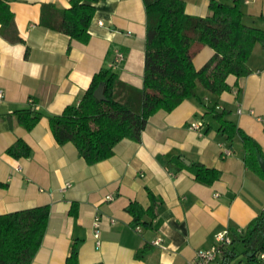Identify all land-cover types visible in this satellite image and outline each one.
<instances>
[{"label": "crops", "instance_id": "1", "mask_svg": "<svg viewBox=\"0 0 264 264\" xmlns=\"http://www.w3.org/2000/svg\"><path fill=\"white\" fill-rule=\"evenodd\" d=\"M5 1L12 25H0V215L49 208L45 234L31 264H65L73 247L78 264H190L196 251L214 245L218 233L239 237L264 212V181L245 167L239 137L227 142L208 114L212 107L227 111L226 119L250 137L264 157V124L257 121L264 117V47L255 46L247 77L228 78L230 92L213 97L203 91L202 102L188 99L170 113L157 112L139 143L123 140L111 158L90 166L72 144L56 143L47 117L77 106L102 69L142 89V0L97 4L87 44L40 25L43 6L67 9L70 0ZM181 1L189 16L210 15V0ZM241 10L245 25L264 31V0H241ZM116 53L124 55L118 66L113 65ZM212 54L210 48H202L194 57L195 68ZM30 107L44 117L27 131L14 113ZM195 123L203 124L199 132L189 130ZM17 140L30 148L27 158L7 155ZM225 150L231 154L224 155ZM194 163L216 170L219 179L210 186L196 182L189 168ZM66 183L71 187L61 192ZM149 192L158 201L156 217L151 226L136 231L126 208L130 203L149 208ZM107 196L113 200L105 201ZM74 204L76 216L70 213ZM96 216L101 219L99 246L92 233ZM156 241L159 246L153 245ZM142 249L146 252L138 258ZM229 249L239 255L229 264H259L246 261L238 243ZM212 264L226 263L217 259Z\"/></svg>", "mask_w": 264, "mask_h": 264}, {"label": "trees", "instance_id": "2", "mask_svg": "<svg viewBox=\"0 0 264 264\" xmlns=\"http://www.w3.org/2000/svg\"><path fill=\"white\" fill-rule=\"evenodd\" d=\"M103 1L70 0L69 8L61 10L51 5L43 6L40 25L87 44L96 5ZM142 2L146 14L142 89L119 81L111 69H102L94 75L77 106H68L60 115L47 117L56 143L60 146L72 144L78 156L90 166L111 158L115 146L123 140L139 143L149 119L157 112L170 113L188 99L202 102L198 87L213 97L230 92L228 78L247 77L251 73L248 60L255 46L264 47V31L242 22L241 0H232L231 4L210 0V15L203 18L187 15L181 0ZM0 25L4 28L12 25V13L5 0H0ZM205 47L213 54L196 69L194 57ZM100 84L105 86V102L93 98ZM14 114L27 131L44 117L33 107ZM208 114L219 123L218 132L227 142L239 137L245 167L264 181V172L258 163V157H262L258 145L226 119L227 111L218 112L212 107ZM6 153L15 159L27 158L30 148L17 140ZM189 168L195 181L202 185L210 186L219 179L216 170L200 163L191 164ZM148 196L151 205L146 210L137 203H130L126 208L134 229L151 226L156 217L158 201L152 193ZM76 207L72 205L70 213L73 216L77 214ZM49 214V208L43 206L0 215V264H31L44 237ZM231 238L232 245L241 246L240 255L246 261L264 264V260L259 259L264 253V212L248 224L243 234ZM145 252L146 249L140 250L138 258ZM238 256L235 249L228 248L219 259L229 264ZM65 264H78L75 247Z\"/></svg>", "mask_w": 264, "mask_h": 264}, {"label": "built area", "instance_id": "3", "mask_svg": "<svg viewBox=\"0 0 264 264\" xmlns=\"http://www.w3.org/2000/svg\"><path fill=\"white\" fill-rule=\"evenodd\" d=\"M123 61H124V55L122 53H116L113 60V65L118 66ZM2 97L3 95L0 92V100L2 99ZM237 113L241 114V110L239 109ZM249 114L253 115L254 113L253 111H249ZM257 121L264 124V117H258ZM202 128H203L202 123H195L189 126V130L194 132H199ZM230 154L231 152L229 150L224 151V155L229 156ZM70 187L71 184L66 183L61 188V192H65ZM112 200H113L112 196H107L105 198V201H112ZM111 223H113V221H111ZM100 227H101V219L100 217L96 216L92 223V233L96 241V246L100 245ZM135 230L139 231V227L135 228ZM214 240H215L214 245L211 246L210 248L196 251L194 258L192 259L190 264H212L223 255L225 249H228L232 245V238L227 231L218 233L215 236ZM153 245L159 246L160 243L159 241H156L153 243ZM259 259L264 260V253L259 255Z\"/></svg>", "mask_w": 264, "mask_h": 264}, {"label": "water", "instance_id": "4", "mask_svg": "<svg viewBox=\"0 0 264 264\" xmlns=\"http://www.w3.org/2000/svg\"><path fill=\"white\" fill-rule=\"evenodd\" d=\"M105 86L103 84L98 85V87L93 92V98L98 102H105L106 97L104 95ZM259 167L262 172H264V158L258 157ZM189 166V163H185Z\"/></svg>", "mask_w": 264, "mask_h": 264}, {"label": "rangeland", "instance_id": "5", "mask_svg": "<svg viewBox=\"0 0 264 264\" xmlns=\"http://www.w3.org/2000/svg\"><path fill=\"white\" fill-rule=\"evenodd\" d=\"M197 92H198V94H201L203 92V90L200 87H198ZM205 122H207V123L209 122L208 117L205 119ZM219 137H220V135H219Z\"/></svg>", "mask_w": 264, "mask_h": 264}]
</instances>
